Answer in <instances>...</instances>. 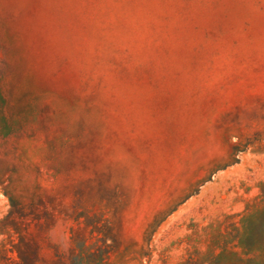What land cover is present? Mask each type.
Returning <instances> with one entry per match:
<instances>
[{"label":"rangeland","instance_id":"rangeland-1","mask_svg":"<svg viewBox=\"0 0 264 264\" xmlns=\"http://www.w3.org/2000/svg\"><path fill=\"white\" fill-rule=\"evenodd\" d=\"M0 264H264V0H0Z\"/></svg>","mask_w":264,"mask_h":264}]
</instances>
